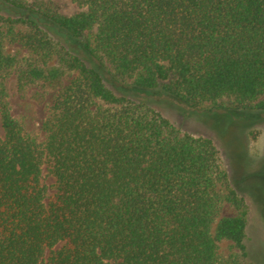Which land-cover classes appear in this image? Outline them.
<instances>
[{
    "label": "trees",
    "instance_id": "trees-1",
    "mask_svg": "<svg viewBox=\"0 0 264 264\" xmlns=\"http://www.w3.org/2000/svg\"><path fill=\"white\" fill-rule=\"evenodd\" d=\"M71 1L0 0V264H246L216 146L154 97L264 111V0ZM12 74L58 89L43 142L11 114Z\"/></svg>",
    "mask_w": 264,
    "mask_h": 264
},
{
    "label": "rangeland",
    "instance_id": "rangeland-1",
    "mask_svg": "<svg viewBox=\"0 0 264 264\" xmlns=\"http://www.w3.org/2000/svg\"><path fill=\"white\" fill-rule=\"evenodd\" d=\"M55 1L62 4L67 12L77 10L71 0ZM0 12L6 13V8L1 4ZM6 50L9 54H24L17 45H7ZM68 81L69 78H66L63 85ZM6 90L12 116L23 122L29 134L43 142L42 124L50 113L58 89L33 84L20 91L12 74L6 80ZM155 98L169 102L158 106L157 110L182 133L213 141L228 175L229 186L244 198L247 205L246 245L249 257L245 263L264 264V111L236 110L237 106L230 98L198 109H189L166 96ZM43 176L49 197L53 194L54 181L45 169ZM236 213L237 210L231 204L224 203L220 216ZM219 253L222 259H227L238 252L229 241H223L219 244Z\"/></svg>",
    "mask_w": 264,
    "mask_h": 264
}]
</instances>
